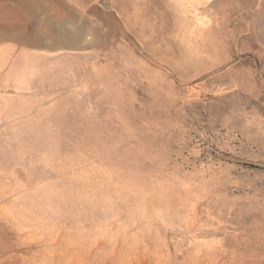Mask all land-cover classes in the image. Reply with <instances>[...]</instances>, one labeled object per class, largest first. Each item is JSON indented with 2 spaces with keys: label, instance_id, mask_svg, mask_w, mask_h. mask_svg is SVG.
<instances>
[{
  "label": "rangeland",
  "instance_id": "obj_1",
  "mask_svg": "<svg viewBox=\"0 0 264 264\" xmlns=\"http://www.w3.org/2000/svg\"><path fill=\"white\" fill-rule=\"evenodd\" d=\"M0 264H264V0H0Z\"/></svg>",
  "mask_w": 264,
  "mask_h": 264
},
{
  "label": "bare ground",
  "instance_id": "obj_2",
  "mask_svg": "<svg viewBox=\"0 0 264 264\" xmlns=\"http://www.w3.org/2000/svg\"><path fill=\"white\" fill-rule=\"evenodd\" d=\"M183 3L185 2V0H181ZM190 56V55H189ZM186 60V59H185ZM190 60V59H189Z\"/></svg>",
  "mask_w": 264,
  "mask_h": 264
}]
</instances>
